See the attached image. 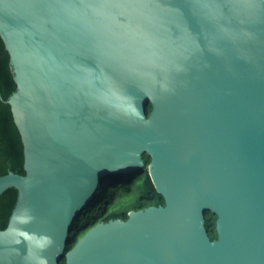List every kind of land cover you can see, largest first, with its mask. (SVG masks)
<instances>
[{
  "label": "water",
  "instance_id": "obj_1",
  "mask_svg": "<svg viewBox=\"0 0 264 264\" xmlns=\"http://www.w3.org/2000/svg\"><path fill=\"white\" fill-rule=\"evenodd\" d=\"M0 37L24 157L0 264H264V0H0ZM144 167L163 204L68 246Z\"/></svg>",
  "mask_w": 264,
  "mask_h": 264
},
{
  "label": "trees",
  "instance_id": "obj_2",
  "mask_svg": "<svg viewBox=\"0 0 264 264\" xmlns=\"http://www.w3.org/2000/svg\"><path fill=\"white\" fill-rule=\"evenodd\" d=\"M15 88L16 84L9 66V54L0 37V175L7 173L9 170L24 174V157L21 137L14 123L10 106L5 101ZM147 109L149 110V106H147ZM143 158L147 164L149 162V157L144 154ZM118 178L119 175H110L99 185L91 201L83 208L85 213L78 217L74 232L79 227L90 222L95 215L108 206V204L112 202L111 200L113 197L126 194L130 190L131 185L134 188L136 187L135 199L131 210H137L150 205L163 204V198L156 191L146 167H144V172L142 174L137 173L128 177ZM115 179L116 181L113 183L114 186L109 191L108 197L103 200L104 195L109 190L110 184ZM138 180H140V182L136 183ZM131 182L132 184L130 185ZM16 199L17 190L13 187L6 189L0 195V229L6 226ZM129 211H112L105 215L101 221H108L114 218H126ZM215 220L216 216L214 214L209 211L206 212L205 226L211 238L216 237ZM73 243L71 239L68 246L73 245ZM59 263L64 264V259L61 258Z\"/></svg>",
  "mask_w": 264,
  "mask_h": 264
},
{
  "label": "rangeland",
  "instance_id": "obj_3",
  "mask_svg": "<svg viewBox=\"0 0 264 264\" xmlns=\"http://www.w3.org/2000/svg\"><path fill=\"white\" fill-rule=\"evenodd\" d=\"M144 172V168L140 171V174ZM140 180L136 181V183H139ZM132 182L130 183V185ZM135 190L136 187L134 188L132 185L130 187V190L121 196H116L112 198V202L108 204L105 208H103L97 215L94 216V218L85 224L84 226L79 227L73 235L72 241L75 242L79 237L83 234V232L88 229L92 224L98 223L101 221V219L107 215L108 213L112 211H123V210H131L134 199H135ZM108 197V196H107Z\"/></svg>",
  "mask_w": 264,
  "mask_h": 264
}]
</instances>
